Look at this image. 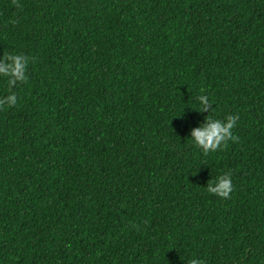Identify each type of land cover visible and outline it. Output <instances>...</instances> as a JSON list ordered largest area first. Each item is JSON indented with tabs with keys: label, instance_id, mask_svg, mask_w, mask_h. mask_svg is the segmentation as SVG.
<instances>
[{
	"label": "trees",
	"instance_id": "16d2710c",
	"mask_svg": "<svg viewBox=\"0 0 264 264\" xmlns=\"http://www.w3.org/2000/svg\"><path fill=\"white\" fill-rule=\"evenodd\" d=\"M2 51L0 264H264V0H0Z\"/></svg>",
	"mask_w": 264,
	"mask_h": 264
},
{
	"label": "clouds",
	"instance_id": "9594fccd",
	"mask_svg": "<svg viewBox=\"0 0 264 264\" xmlns=\"http://www.w3.org/2000/svg\"><path fill=\"white\" fill-rule=\"evenodd\" d=\"M27 58L18 53L0 52V80L6 83L7 94L0 96V108H11L17 104V95L11 91L18 84H23L27 80L26 68ZM198 112L208 113L202 123L191 128L189 143L192 147L198 149L201 154L207 156L211 152L222 149L229 140L235 142L237 137L233 134L236 116L225 115L224 118L216 119L210 115L212 102L209 97L199 94L195 97ZM205 190L209 195L220 198H228L232 192V181L229 173L225 172L208 179ZM186 264H201L198 258H188Z\"/></svg>",
	"mask_w": 264,
	"mask_h": 264
}]
</instances>
